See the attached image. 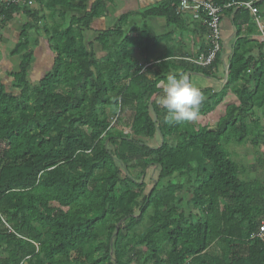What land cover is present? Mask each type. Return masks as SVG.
<instances>
[{
    "label": "trees",
    "instance_id": "16d2710c",
    "mask_svg": "<svg viewBox=\"0 0 264 264\" xmlns=\"http://www.w3.org/2000/svg\"><path fill=\"white\" fill-rule=\"evenodd\" d=\"M33 1L36 7L0 8V43L13 14L28 19L7 52L18 57L15 70H4L10 86L0 82V264H264V239L256 236L264 181L239 179L223 148L264 139V41L248 38L256 32L249 11L223 10L236 34L226 81L219 90L199 88L197 120L170 126L158 83L187 71L209 76L220 52L207 66L161 61L145 74L127 56L130 35L115 38L100 58L85 41L104 0ZM177 4L163 0L145 14L169 26L179 19ZM43 9L51 19L59 11L60 20L43 24L52 63L31 83L29 30L47 21ZM77 11L81 16L66 23L67 13ZM139 36L151 40L145 49L156 40ZM124 112L127 132L120 125ZM157 134L155 146L146 142ZM148 166L157 178L144 193Z\"/></svg>",
    "mask_w": 264,
    "mask_h": 264
},
{
    "label": "crops",
    "instance_id": "0c3cea01",
    "mask_svg": "<svg viewBox=\"0 0 264 264\" xmlns=\"http://www.w3.org/2000/svg\"><path fill=\"white\" fill-rule=\"evenodd\" d=\"M161 1L163 0H104V13L94 17L90 22L89 30L83 32L85 41L89 43L96 57L100 58L105 53L103 48L107 45L112 47L115 44V38H123L130 35V44L126 49L128 52L127 56L132 62L141 66V72L145 74L148 69H154L155 65L161 61H171L168 66L179 65L183 68L186 64L191 63L190 59L206 56L203 53L207 52L210 45L206 28L194 27L193 23L196 20L191 19L188 14L179 15V19L169 26L164 17L145 14L147 8L157 5ZM256 2V20L252 19V23L256 26V32L249 34L248 38L253 41L263 42L264 0H257ZM67 15L68 18L70 15L79 18L81 12L77 11L75 14L74 12H69ZM18 16L21 19L25 17L22 14H13L12 18L1 28V31L5 32L4 35L7 31L13 32L11 27L13 29L16 28L19 32V25L21 26L22 24L16 22L15 18ZM56 16L57 20H59V11L56 12ZM110 16L113 17L111 18L112 21H108ZM66 20L68 21V19ZM25 22L23 21V23ZM103 31L109 32L105 33L104 38L100 41V34ZM138 31L148 33L156 39L151 42L152 46L149 49H145L144 46L150 43L151 40H145L140 37V32ZM135 36L136 41L133 38ZM235 39V29L229 16L221 13L219 23L220 62L215 70H210L209 76H203L195 71H187L186 75L195 86L214 90H219L222 87V82L225 78L224 67L227 64L228 54ZM162 83L159 82L158 87L162 88ZM148 142L150 144V140Z\"/></svg>",
    "mask_w": 264,
    "mask_h": 264
},
{
    "label": "rangeland",
    "instance_id": "374dc122",
    "mask_svg": "<svg viewBox=\"0 0 264 264\" xmlns=\"http://www.w3.org/2000/svg\"><path fill=\"white\" fill-rule=\"evenodd\" d=\"M157 3V2H156ZM32 7H36V4ZM56 13V12H55ZM46 17L47 21L44 22L42 19L37 23V29H30L29 31V39L31 48L33 51L32 62L29 66L28 80L31 83H36L40 76H42L45 72L49 70V65H51V59L46 51L45 46V35L43 33L42 27L43 24L46 23L47 26H50L54 21L57 20L56 14H54L53 18L47 17L48 12L46 9H43L40 13V16ZM68 18L67 16L65 17ZM110 19L108 21H112ZM18 24H23V21H27L28 19L24 17L21 19L20 16L15 18ZM68 21H66L67 23ZM20 27V25H19ZM12 31H7L4 35V31H1V35H3L6 40L3 43H0V82L4 83L6 86H10L11 79L7 77L4 73V70H15L18 62V57H8L7 52L10 47L17 41L18 38V30L11 27ZM10 30V29H9ZM33 43V44H32ZM129 40L127 41V44ZM145 48V47H144ZM256 114L260 118V111L258 109L255 110ZM130 113L124 112L121 117V126L124 129V132L129 130V120ZM115 117L112 119L114 120ZM260 125L263 128L264 133V119L260 118ZM157 134L153 139L150 140V145L155 146L158 143ZM146 142H148L146 140ZM165 142L172 146L174 142L167 138ZM149 143V142H148ZM223 148L227 150L230 155V158L237 163L238 165V173L237 177L247 182H253L254 180L264 181V139L260 138L257 145H252L248 140H244L241 143L229 142L228 144L223 145ZM157 178V170L153 166H148L144 172L142 177V182L144 184L143 192L146 193L151 186L155 183ZM135 189V188H133ZM179 198V196L177 197ZM176 198V199H177Z\"/></svg>",
    "mask_w": 264,
    "mask_h": 264
},
{
    "label": "built area",
    "instance_id": "2783aa9c",
    "mask_svg": "<svg viewBox=\"0 0 264 264\" xmlns=\"http://www.w3.org/2000/svg\"><path fill=\"white\" fill-rule=\"evenodd\" d=\"M257 0H246V1H230L221 6L214 5L206 0H178L176 7V13L178 15L188 14L191 19L201 21L207 31V37L210 41V51L206 56H201L197 59H190L191 63L198 66L209 65L217 52L220 51L221 45L219 41V23L220 16L223 10L230 7H243L247 9L253 19L256 20V6L254 5ZM26 3L29 7L34 5L33 0H0V8L7 7L10 4H24ZM2 17L0 16V20ZM262 41H264V32L262 33ZM227 65L224 67L225 78L222 82L225 83L227 76ZM256 236L260 239H264V219L260 221Z\"/></svg>",
    "mask_w": 264,
    "mask_h": 264
},
{
    "label": "clouds",
    "instance_id": "9594fccd",
    "mask_svg": "<svg viewBox=\"0 0 264 264\" xmlns=\"http://www.w3.org/2000/svg\"><path fill=\"white\" fill-rule=\"evenodd\" d=\"M204 96L183 73L170 74L162 83V94L159 104L166 110L164 123L166 125L191 122L198 119L200 106Z\"/></svg>",
    "mask_w": 264,
    "mask_h": 264
}]
</instances>
